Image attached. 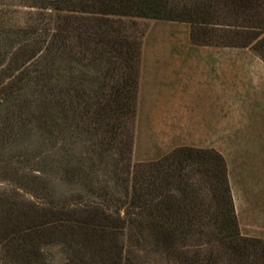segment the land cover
<instances>
[{"label":"trees","instance_id":"obj_1","mask_svg":"<svg viewBox=\"0 0 264 264\" xmlns=\"http://www.w3.org/2000/svg\"><path fill=\"white\" fill-rule=\"evenodd\" d=\"M26 1L24 27L0 9V264H54L53 247L63 264H264L219 153L132 163L140 21L264 62V0Z\"/></svg>","mask_w":264,"mask_h":264},{"label":"crops","instance_id":"obj_2","mask_svg":"<svg viewBox=\"0 0 264 264\" xmlns=\"http://www.w3.org/2000/svg\"><path fill=\"white\" fill-rule=\"evenodd\" d=\"M160 28L142 48L135 138L158 159L180 147L219 153L239 228L264 240V62L194 46L189 25Z\"/></svg>","mask_w":264,"mask_h":264},{"label":"rangeland","instance_id":"obj_3","mask_svg":"<svg viewBox=\"0 0 264 264\" xmlns=\"http://www.w3.org/2000/svg\"><path fill=\"white\" fill-rule=\"evenodd\" d=\"M1 3L5 5V6L2 5V7L10 9V11L12 12L13 18L11 24L14 26V28L24 27L27 23H30L31 17L35 16L34 15L35 10L29 6V2L26 0H0V9L2 8ZM164 22L167 21H159V20H151V19H145L140 21L141 25L145 27V35L142 43V48L146 36L148 37L150 35V30L152 29V31L154 30L160 32L161 31L160 25L161 23ZM169 23H176L180 26L181 25L188 26L185 23H179V22H169ZM153 34L154 32H152V35ZM160 39L161 38L157 39V41H159ZM197 47H201V46H197ZM136 115H137V111H136ZM135 131H136V123H135L134 137H133L132 163L135 164L148 163L159 160L160 158L158 159L157 157H151L152 148L149 145H146L145 141L140 139V135L139 138L137 139L135 138L136 137ZM107 179L109 180V177H107ZM240 232L241 235L244 237L257 238L258 236L257 235L258 231L256 232L254 231L250 233L245 231L244 228H242V230L240 229ZM49 256L54 264H63L65 262V255L63 254L61 248L59 247H53L52 249H50Z\"/></svg>","mask_w":264,"mask_h":264}]
</instances>
